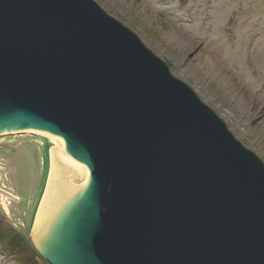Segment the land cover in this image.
<instances>
[{
	"label": "water",
	"instance_id": "obj_1",
	"mask_svg": "<svg viewBox=\"0 0 264 264\" xmlns=\"http://www.w3.org/2000/svg\"><path fill=\"white\" fill-rule=\"evenodd\" d=\"M92 0H0V133L64 165L30 231L47 264H264V164Z\"/></svg>",
	"mask_w": 264,
	"mask_h": 264
},
{
	"label": "rangeland",
	"instance_id": "obj_2",
	"mask_svg": "<svg viewBox=\"0 0 264 264\" xmlns=\"http://www.w3.org/2000/svg\"><path fill=\"white\" fill-rule=\"evenodd\" d=\"M92 1L136 35L264 164V0ZM28 142L0 144L1 173L16 194L18 178L36 174ZM18 207L11 203V220L0 209V264H47L20 227Z\"/></svg>",
	"mask_w": 264,
	"mask_h": 264
},
{
	"label": "bare ground",
	"instance_id": "obj_3",
	"mask_svg": "<svg viewBox=\"0 0 264 264\" xmlns=\"http://www.w3.org/2000/svg\"><path fill=\"white\" fill-rule=\"evenodd\" d=\"M26 139L29 141L26 147H34L32 150L33 154L30 156L34 160V165H36L35 177L30 181L25 177L18 178L16 189L21 194H16L13 187L6 185L9 180H7V175L3 176L1 173V171L4 172V168L0 164V182L2 183V190H0V209L4 217L11 220V203L13 202L18 205L19 213L24 220V222L20 221L22 224L20 227L25 229L30 237L31 228L44 209L54 187L53 184H55L59 176L61 165L65 166L66 174H68L73 185L80 184L87 179L88 169L84 163L82 164L71 157L63 144L53 140L48 133L29 129L0 133V144L3 142L13 144L17 140L26 141ZM8 158L14 160L11 155ZM14 223L18 224L17 222Z\"/></svg>",
	"mask_w": 264,
	"mask_h": 264
}]
</instances>
